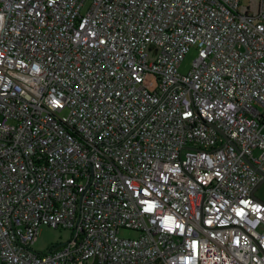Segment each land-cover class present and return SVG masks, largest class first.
<instances>
[{"label":"built area","instance_id":"obj_1","mask_svg":"<svg viewBox=\"0 0 264 264\" xmlns=\"http://www.w3.org/2000/svg\"><path fill=\"white\" fill-rule=\"evenodd\" d=\"M256 151L264 0H0V264H264Z\"/></svg>","mask_w":264,"mask_h":264},{"label":"rangeland","instance_id":"obj_2","mask_svg":"<svg viewBox=\"0 0 264 264\" xmlns=\"http://www.w3.org/2000/svg\"><path fill=\"white\" fill-rule=\"evenodd\" d=\"M197 58V51L192 48L183 59L180 70L181 72H188L195 59ZM145 86L150 91H155L158 86V80L154 75H148L145 78ZM256 156L263 157V153L260 151L255 152ZM255 196L264 201V182L257 188ZM120 236L123 238H137L138 233L131 230H121ZM71 238V231L63 229H51L48 227H42L39 232L38 239L34 244L33 248L35 251L40 253L49 252L53 247L63 244L69 241Z\"/></svg>","mask_w":264,"mask_h":264},{"label":"water","instance_id":"obj_3","mask_svg":"<svg viewBox=\"0 0 264 264\" xmlns=\"http://www.w3.org/2000/svg\"><path fill=\"white\" fill-rule=\"evenodd\" d=\"M252 166L256 169V167L254 165H252ZM257 171L262 176V179H261L260 184H259V186H260L264 182V172H261L259 170H257Z\"/></svg>","mask_w":264,"mask_h":264}]
</instances>
